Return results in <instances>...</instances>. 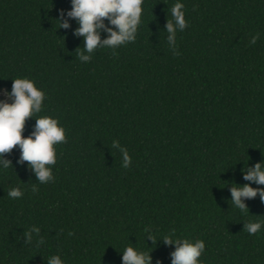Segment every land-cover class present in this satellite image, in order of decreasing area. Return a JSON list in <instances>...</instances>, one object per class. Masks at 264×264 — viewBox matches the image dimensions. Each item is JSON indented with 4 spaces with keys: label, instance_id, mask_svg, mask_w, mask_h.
Wrapping results in <instances>:
<instances>
[{
    "label": "trees",
    "instance_id": "1",
    "mask_svg": "<svg viewBox=\"0 0 264 264\" xmlns=\"http://www.w3.org/2000/svg\"><path fill=\"white\" fill-rule=\"evenodd\" d=\"M176 4L185 27L170 43ZM70 7L0 0V90L27 77L45 94L22 135L45 115L65 130L48 182L18 146L3 154L0 264H121L126 246L170 264L173 246L148 231L203 240L198 264H264V202L241 210L228 190L264 160V0H142L134 39L87 62L76 22L59 27Z\"/></svg>",
    "mask_w": 264,
    "mask_h": 264
},
{
    "label": "clouds",
    "instance_id": "2",
    "mask_svg": "<svg viewBox=\"0 0 264 264\" xmlns=\"http://www.w3.org/2000/svg\"><path fill=\"white\" fill-rule=\"evenodd\" d=\"M142 0H70L71 7L61 10V28H69L70 20L76 22L73 35L83 38V53L79 54L81 61L87 62L94 50L100 47L115 48L134 39L136 26L141 14ZM182 6L176 4L172 9L174 23L167 22L166 30L169 33L168 40L174 41L175 29H183L185 21L179 9ZM107 21V23L105 22ZM101 32L106 36L101 39ZM256 37L250 41L255 43ZM87 53V54H85ZM9 99H0V167H8L10 160L4 158V153L9 152L14 146L19 148L17 163L27 162L28 167L34 173L40 183L52 179L51 165L55 163V144L64 142L65 130L59 125L56 118L43 116L35 118L32 131L22 135L26 118L34 117L41 111L44 92L34 81L27 77L12 78L10 90L5 92ZM123 151V149H122ZM129 159L124 158V166L127 167ZM244 184L233 182L229 187L230 200L238 209L243 210L245 200L252 199L259 194L264 202V187H252L251 184L264 185V160L248 166L247 163L241 169ZM35 190V189H33ZM7 195L19 198L22 192L12 188ZM261 228L259 222L245 224L248 234H255ZM38 231V229H33ZM145 239L151 240L152 245L157 240H162L165 245H172L173 250L169 253L170 264H198V258L205 250L203 240H190L176 238L175 233L165 234L154 238L148 231ZM121 264H152L150 252L141 251L132 246H126L122 251ZM47 264H62L58 256H53ZM156 264H160L157 260Z\"/></svg>",
    "mask_w": 264,
    "mask_h": 264
},
{
    "label": "rangeland",
    "instance_id": "3",
    "mask_svg": "<svg viewBox=\"0 0 264 264\" xmlns=\"http://www.w3.org/2000/svg\"><path fill=\"white\" fill-rule=\"evenodd\" d=\"M2 91V92H1ZM6 90L5 89H1L0 90V99H9L6 95H5ZM2 96V97H1ZM7 97V98H6Z\"/></svg>",
    "mask_w": 264,
    "mask_h": 264
},
{
    "label": "bare ground",
    "instance_id": "4",
    "mask_svg": "<svg viewBox=\"0 0 264 264\" xmlns=\"http://www.w3.org/2000/svg\"><path fill=\"white\" fill-rule=\"evenodd\" d=\"M6 89V88H5ZM2 92V91H1ZM2 97V96H1ZM7 98V97H6Z\"/></svg>",
    "mask_w": 264,
    "mask_h": 264
}]
</instances>
